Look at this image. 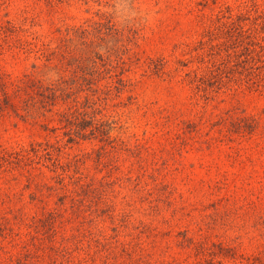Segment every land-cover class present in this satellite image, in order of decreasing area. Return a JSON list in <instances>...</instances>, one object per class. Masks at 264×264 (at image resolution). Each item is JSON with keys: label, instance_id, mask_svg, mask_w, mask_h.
I'll use <instances>...</instances> for the list:
<instances>
[{"label": "rangeland", "instance_id": "1", "mask_svg": "<svg viewBox=\"0 0 264 264\" xmlns=\"http://www.w3.org/2000/svg\"><path fill=\"white\" fill-rule=\"evenodd\" d=\"M0 264H264V0H0Z\"/></svg>", "mask_w": 264, "mask_h": 264}, {"label": "trees", "instance_id": "2", "mask_svg": "<svg viewBox=\"0 0 264 264\" xmlns=\"http://www.w3.org/2000/svg\"><path fill=\"white\" fill-rule=\"evenodd\" d=\"M119 81V85H116V86H114L115 88H116V90L119 92L120 91V89H121V87L123 86V84H121V79H119L118 80ZM41 88H42V85L40 86ZM43 88H44V86H43ZM58 89H60V91L62 90L61 89V86L59 85V83H52V85H49V86H45V90L52 96V97H54L55 96V92H56V90H58ZM88 100V99H87ZM87 100H86V102H87ZM85 106V105H84ZM73 112H75V113H73ZM76 112L78 113V114H81V115H83L84 113L83 112H81V111H79L78 110V107H76L75 108V110L74 111H71L70 113H66V112H63V113H61V116H62V118H64L65 120H67V121H71V120H69V117L70 116H75L76 115ZM69 114V115H68ZM68 117V118H67ZM94 133V128H91L90 130H89V134H93Z\"/></svg>", "mask_w": 264, "mask_h": 264}]
</instances>
